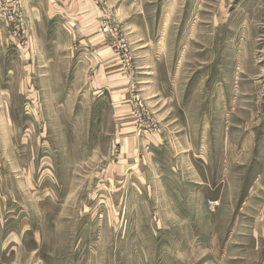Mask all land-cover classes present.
<instances>
[{
  "label": "rangeland",
  "instance_id": "rangeland-1",
  "mask_svg": "<svg viewBox=\"0 0 264 264\" xmlns=\"http://www.w3.org/2000/svg\"><path fill=\"white\" fill-rule=\"evenodd\" d=\"M14 2L0 264H264V0H91L81 30Z\"/></svg>",
  "mask_w": 264,
  "mask_h": 264
},
{
  "label": "crops",
  "instance_id": "crops-1",
  "mask_svg": "<svg viewBox=\"0 0 264 264\" xmlns=\"http://www.w3.org/2000/svg\"><path fill=\"white\" fill-rule=\"evenodd\" d=\"M18 1L20 4H23V6L26 10L25 12L28 14V16H29V14L31 16H35L36 12L41 14V15H47L48 12L50 11L49 14L53 13V15L58 17V19L61 18V19L67 20V22H71V21H76L75 16H77L78 14H81L80 18H82L83 22H81L82 24H78L80 30L82 29V27H84V28L89 27L90 28V27L94 26L95 22L97 21L99 14H100V10L97 8L98 6L97 7L92 6L91 0H18ZM35 3H38V5L34 6ZM44 7L48 11L46 14L43 11ZM0 26H2V24H0ZM85 38L86 39L82 40V42H80V43H83L86 46H91V47H93V49L95 48L97 50V47H100L101 49H103L106 46L105 41L98 38L97 36L92 37L91 33L89 34V36H87ZM8 40H10L9 37H8ZM11 44H15V45L20 46L18 44V42L14 39L11 42ZM104 57H105L104 55L100 54L99 58H96L97 59L96 61H99L98 62L99 68L95 69V71H96L95 74H96L97 82L99 83V85H100V83L106 81L105 79L111 78V77H106L110 74H104V72H105L104 71L105 70L104 65H106L108 63L107 60H105L106 58H104ZM114 76H115V74H113L112 77H114ZM102 85H104V84H102ZM123 125H124L123 123L120 124V126H122V127H123ZM126 130L129 132V134L133 133V130L129 131L128 128H126Z\"/></svg>",
  "mask_w": 264,
  "mask_h": 264
},
{
  "label": "built area",
  "instance_id": "built-area-1",
  "mask_svg": "<svg viewBox=\"0 0 264 264\" xmlns=\"http://www.w3.org/2000/svg\"><path fill=\"white\" fill-rule=\"evenodd\" d=\"M16 2L14 0H0V24L9 28L11 37L18 42L19 45L27 46L30 39L27 35L24 25L21 23V18L23 17L15 8ZM75 26H72L74 28ZM100 32L106 34L109 29L103 26L99 29ZM120 49L125 53L127 60L130 59V52L125 43L119 45ZM102 218V215H100Z\"/></svg>",
  "mask_w": 264,
  "mask_h": 264
}]
</instances>
